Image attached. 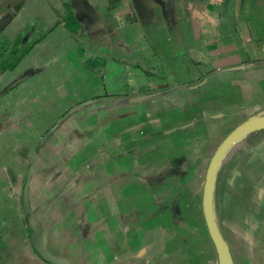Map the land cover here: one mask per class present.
<instances>
[{
    "label": "crops",
    "instance_id": "1",
    "mask_svg": "<svg viewBox=\"0 0 264 264\" xmlns=\"http://www.w3.org/2000/svg\"><path fill=\"white\" fill-rule=\"evenodd\" d=\"M79 1L0 0V42L45 33L0 70V264H50L33 232L70 264H219L203 188L264 115V0ZM212 207L232 263L264 264V126L223 156Z\"/></svg>",
    "mask_w": 264,
    "mask_h": 264
},
{
    "label": "water",
    "instance_id": "2",
    "mask_svg": "<svg viewBox=\"0 0 264 264\" xmlns=\"http://www.w3.org/2000/svg\"><path fill=\"white\" fill-rule=\"evenodd\" d=\"M77 2H80L79 0H76V3L74 6L78 10V4ZM76 17L78 19H81V16L76 13ZM7 19L3 20L0 23V30L2 29L4 23H6ZM18 81L12 83L7 87L6 90L10 89L14 85L17 84ZM150 95H142L134 97L133 100H142L146 99ZM264 126V115L255 116L252 118H249L242 123H240L237 127H235L220 143V145L217 147L216 151L214 152L213 156L210 159L206 177H205V183L203 188V196H202V207H203V214L205 223L208 229L209 236L215 246L218 261L219 264H233L232 258L229 252V248L227 246V243L225 242L224 238L222 237L218 226L216 224V220L213 213V207H212V194H213V187L215 182L216 173L218 170V166L225 155V153L228 151V149L247 131L255 128H259ZM29 176L26 178L24 188H23V197H22V205H23V211L25 214H27L30 210L29 202H28V186H29ZM31 243L35 249V251L38 253V255L47 261L50 264H70L66 259L57 257L55 255H52L48 250L45 248V245L40 237V235L36 232H33L31 234Z\"/></svg>",
    "mask_w": 264,
    "mask_h": 264
},
{
    "label": "trees",
    "instance_id": "3",
    "mask_svg": "<svg viewBox=\"0 0 264 264\" xmlns=\"http://www.w3.org/2000/svg\"><path fill=\"white\" fill-rule=\"evenodd\" d=\"M65 16L64 25L71 31L75 32L80 28V23L74 15L72 6L69 2H64ZM41 34L37 39L28 43L23 42L21 34L16 35L12 40L0 42V70L12 69L20 58L26 54L34 43L44 35Z\"/></svg>",
    "mask_w": 264,
    "mask_h": 264
}]
</instances>
